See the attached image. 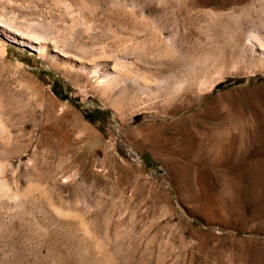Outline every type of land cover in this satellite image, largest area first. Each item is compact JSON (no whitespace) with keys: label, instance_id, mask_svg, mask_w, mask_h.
Listing matches in <instances>:
<instances>
[{"label":"rangeland","instance_id":"1","mask_svg":"<svg viewBox=\"0 0 264 264\" xmlns=\"http://www.w3.org/2000/svg\"><path fill=\"white\" fill-rule=\"evenodd\" d=\"M177 1L0 0L4 26L52 36L75 18L87 54L126 44L125 68L148 75L152 45L129 46L175 35L184 54L162 75L187 83L152 104L103 95L0 35L3 176L87 226L0 197V264H264V54L245 44L264 41V0Z\"/></svg>","mask_w":264,"mask_h":264},{"label":"bare ground","instance_id":"2","mask_svg":"<svg viewBox=\"0 0 264 264\" xmlns=\"http://www.w3.org/2000/svg\"><path fill=\"white\" fill-rule=\"evenodd\" d=\"M178 4L179 3L176 0V5L178 6ZM72 19H73V25H71V27H69V26H68L69 28L65 27L64 31L62 30V32H60V33L58 32L56 35H52V36L44 35L41 32H38L37 30L32 29V27L25 28V29H22L20 27L21 29H17L19 26L17 28H15L16 26L14 25L15 27H13V26L12 27H13V29L14 28L15 29L12 30L11 29L12 27L11 28L6 27L8 25L4 26L5 23L3 25L0 22V35L7 37V38H10L12 41L17 42L19 45L28 48L32 52H35L38 56L43 57L45 59H48L49 62L52 63V65L55 64L58 67H60L63 74H65V75L73 74L75 77H82V78L84 77V80L89 82L92 87L96 88L103 95L104 94L108 95V92L110 94L113 91H115V92L121 93L122 95L130 96L131 98H135V97L137 99L140 98L143 101L151 102V104H152V102H154L156 99H159V102H160V99H161L160 97L161 96L164 97V95H165V99L167 98V100H168L167 95L169 94V96H170V94H171V96H172V93L175 89L176 90L177 89H183L184 86H182V88H180V87L186 81H185L184 77H181L182 75L177 76L178 72H176V75H175V72H174V74L172 73L171 74L172 76L169 75L168 78H165V76L162 75V72L166 70L165 62L172 60V59H175V58H181V55H182L181 53H183V52H181L180 48L176 45L175 35H172L171 37H169V39H166V38H163L161 36V34H160L161 32L160 33L155 32L154 34L151 33L152 35L150 34L148 44H144V43L141 44V42H140V44H138V45L134 44V45H131L132 47L129 46V48H131L133 50V52L135 53V51H137V50L141 51L144 49V51H145V49L148 48L149 45L150 46L152 45V48H151L152 53L151 54H154L155 61L152 62V64L148 66V70H149V75H148V74H145L144 72H140L138 69H135L132 66H130V68L129 67L125 68V64H126L125 60H126L127 56H126L124 51H125V49H127L126 44H124L122 46V48H119V49H121V51L118 48H116L115 50L114 49L110 50V48H109V50H106L107 45L106 46L101 45L99 47V51H97L96 53L92 52L91 54L90 53L87 54L86 45L81 43V41H79V38L77 36V31L74 30V26H78L80 24V22L78 21V23H79L78 24L76 21H74L77 19H75V18H72ZM83 23H84V25H86V26H83L84 29H86L85 31H88L87 29H89V27H90L89 24H87L84 21H83ZM149 42H150V44H149ZM245 44L248 45L249 48L250 47L254 48V46L258 47L259 50L261 51V53L264 54V41L260 40L257 37V35H252V37H248V42H245ZM145 45H148V47H146ZM66 46H68V47L71 46L74 49H76L77 51L80 50V53L82 56H75L76 53L75 54L73 53L74 55H71L66 50ZM248 46H246V47H248ZM51 47H53V49ZM68 47H67V49H68ZM1 51H0V53H1ZM139 51H137V52L139 53ZM206 53H209V52L207 51ZM85 54H87V56ZM151 54H150V56H153ZM193 55H195V54H193ZM201 55L202 54H200V56ZM197 56H196L197 59H206V58H202V56L200 58ZM135 57H138V55ZM84 58L86 61H84ZM194 58H195V56H194ZM195 59L194 60L191 59V61L193 60L192 64L191 63L189 64L188 63L189 61L187 63L192 66L193 63L196 62ZM198 61H200V60H198ZM219 66H218V68L222 69V67L220 66L221 67L220 68ZM187 67H188V65H187ZM214 69H216V68H214ZM214 69L212 71L215 73ZM219 72H220V70H219ZM160 73H161V75H160ZM202 75H205V73H202ZM209 75L210 74L207 75L208 79H210ZM205 78L204 77H194L193 82L195 84H197V86L198 85L201 86L202 84H204ZM209 82H211L209 84V86L208 85H206V86L211 88L215 84L216 81L213 78V79L209 80ZM194 83H193V85H194ZM185 84H187V83H185ZM198 89L200 90L201 88L199 87ZM199 90L197 92H196V90H191L188 94V97L191 98V100H193L194 98H200V96L202 97L203 96V95H201L202 93H199L202 91V89H201V91H199ZM203 90H204V87H203ZM203 94H204V92H203ZM186 100H188V99L186 98ZM194 100H196V99H194ZM198 103H199V100H198ZM145 104L146 103H144V105ZM1 121L2 120L0 119V124H2ZM2 127H3V124H2ZM8 166H5V163H2L0 161V197H5V199L7 198V199L11 200L13 202L14 206H16V207L19 206V208L21 207L20 205L22 203H24L25 200L28 198L29 199L34 198L32 200L39 199L46 204L48 209L55 215V217H61V218L72 221L77 226V229L81 233V235H85L87 233V228H86L87 226L85 225V220H84L83 215L81 213H72L70 211H63L62 209L55 206L53 204V202L50 201L46 197V195H45L46 193L44 194V191L42 189L43 187L41 188L38 183H29V185H27V186L25 185L26 186L25 188H21L20 179L18 177L14 176L15 171H13V170H15V169H13L11 167H10L11 170L13 169L12 170L13 172L11 171L13 183L9 184L7 182V180L4 178L7 175L3 176L4 169H5V171L6 170L8 171V169H6V168H8ZM27 168L32 170L33 165L29 164V166L27 165ZM26 171H27V169H26ZM8 172H10V171H8Z\"/></svg>","mask_w":264,"mask_h":264}]
</instances>
